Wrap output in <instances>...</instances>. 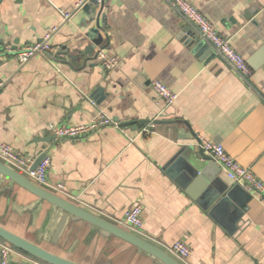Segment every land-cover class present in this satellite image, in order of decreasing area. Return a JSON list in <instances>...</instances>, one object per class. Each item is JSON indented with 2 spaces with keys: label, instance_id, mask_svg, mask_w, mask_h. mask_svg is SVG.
Here are the masks:
<instances>
[{
  "label": "crops",
  "instance_id": "obj_1",
  "mask_svg": "<svg viewBox=\"0 0 264 264\" xmlns=\"http://www.w3.org/2000/svg\"><path fill=\"white\" fill-rule=\"evenodd\" d=\"M84 1L0 0V144L35 158L47 151V182L63 183L59 196L119 227L125 209L140 204L148 241L161 249L188 244L182 264H264V196L252 197L230 235L163 170L183 146L198 153L203 137L220 141L264 183V62L246 63L245 83L215 55H197L180 36L184 21L162 0H104L102 43L72 60L69 54L90 44ZM188 1L245 61L261 48L264 0ZM46 33V57L19 64L16 52ZM102 48L118 58L110 70L95 58ZM156 81L177 94L171 106L156 96ZM99 112L120 130L107 125L75 140L49 130L84 124ZM0 226L78 264H162L1 175ZM22 259L32 260L23 253L9 264Z\"/></svg>",
  "mask_w": 264,
  "mask_h": 264
},
{
  "label": "water",
  "instance_id": "obj_2",
  "mask_svg": "<svg viewBox=\"0 0 264 264\" xmlns=\"http://www.w3.org/2000/svg\"><path fill=\"white\" fill-rule=\"evenodd\" d=\"M103 4L104 1L98 3L96 0H85L83 2L81 9L87 15L89 23L93 22V25L86 31V36L90 39V44L84 47V52H77L76 55L69 54L68 57L70 59L79 60V57L92 53L95 46L102 43L101 34L104 30L106 17V13L103 11ZM180 36L186 40L189 46H192V49L197 55L209 59L214 57L211 49L196 36L194 37L187 28L183 29ZM96 55L97 52L95 53V58ZM263 62L264 37L262 38L261 48L246 60V63L253 68L260 66ZM42 157L43 154L34 160L33 168ZM163 170L227 234L234 235L237 232L238 223L243 216L242 214L247 210L248 202L252 197L239 184L230 185L223 179L220 175V167L209 156L201 151L196 153L191 146H183L169 160L167 165L163 167ZM0 175L9 181V186L13 184L18 185L28 193L33 194L37 199L54 205L75 219L90 224L103 235L111 234L124 242H128L143 253L145 252L151 255L162 264H181L153 243L30 182L22 174L2 162H0ZM0 240L13 246L34 260L22 259L19 262H11V264H78L72 260L69 261L47 252L36 244L30 243L26 239L11 233L2 226H0Z\"/></svg>",
  "mask_w": 264,
  "mask_h": 264
},
{
  "label": "built area",
  "instance_id": "obj_3",
  "mask_svg": "<svg viewBox=\"0 0 264 264\" xmlns=\"http://www.w3.org/2000/svg\"><path fill=\"white\" fill-rule=\"evenodd\" d=\"M98 3L104 0H96ZM167 7L177 14L185 23L186 28L199 40L211 49L213 55L218 57L226 67L235 72L245 83L249 82L251 74L245 58L228 42V39L221 36L217 29L204 17V15L188 0H162ZM68 17L69 14L65 13ZM50 34L46 33L44 38L33 44H28L16 55L19 64H25L29 59L36 55L46 57L49 46ZM96 59L102 69L110 70L118 63V58L107 53L103 48L97 50ZM5 84V80L0 77V90ZM153 90L158 98L163 101L166 107L172 105L177 98V94L170 90L162 82H153ZM111 125L120 130V127L112 121L107 115L99 112L94 119L84 124L78 125H49L50 132L58 140L67 139H84L92 133L98 131L104 126ZM147 132V129H143ZM197 148L214 161L216 165L224 172L225 177L232 184H239L251 197L264 196V183L253 175V173L242 167L237 161L233 160L224 150L220 141H213L203 137H198ZM43 157L36 163L33 168V162L37 158L26 156L20 151L15 150L12 146L0 144V162L17 171L26 177L30 182L51 191L56 195L64 193V185L61 182L49 184L47 182V172L50 167V155L44 151ZM120 226L133 233L134 235L148 241L145 232H143L142 207L136 203L125 209L120 221ZM150 242V241H149ZM152 243V242H151ZM155 245V244H154ZM167 254L174 257L182 264L190 256V248L183 240L175 241L171 245H165L163 249ZM14 256H23V253L6 242L0 240V264H9Z\"/></svg>",
  "mask_w": 264,
  "mask_h": 264
}]
</instances>
